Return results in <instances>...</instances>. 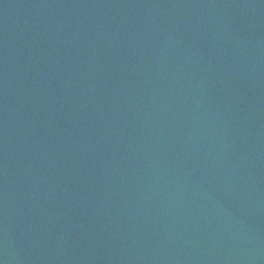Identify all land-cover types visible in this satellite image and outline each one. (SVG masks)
Listing matches in <instances>:
<instances>
[{
	"label": "water",
	"instance_id": "obj_1",
	"mask_svg": "<svg viewBox=\"0 0 264 264\" xmlns=\"http://www.w3.org/2000/svg\"><path fill=\"white\" fill-rule=\"evenodd\" d=\"M0 264H264V0H0Z\"/></svg>",
	"mask_w": 264,
	"mask_h": 264
}]
</instances>
